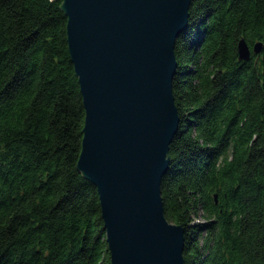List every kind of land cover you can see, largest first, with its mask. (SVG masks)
I'll return each instance as SVG.
<instances>
[{"label":"trees","instance_id":"obj_1","mask_svg":"<svg viewBox=\"0 0 264 264\" xmlns=\"http://www.w3.org/2000/svg\"><path fill=\"white\" fill-rule=\"evenodd\" d=\"M58 3L0 0V264H110ZM174 55L160 193L184 264H264V0H190Z\"/></svg>","mask_w":264,"mask_h":264},{"label":"water","instance_id":"obj_2","mask_svg":"<svg viewBox=\"0 0 264 264\" xmlns=\"http://www.w3.org/2000/svg\"><path fill=\"white\" fill-rule=\"evenodd\" d=\"M190 0H59L84 109L75 167L96 187L110 264H184L160 193L177 129L174 40ZM261 41L237 40V56ZM216 200V193H213Z\"/></svg>","mask_w":264,"mask_h":264}]
</instances>
